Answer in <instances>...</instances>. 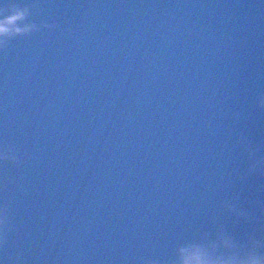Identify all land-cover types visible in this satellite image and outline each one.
<instances>
[{"label": "water", "instance_id": "water-1", "mask_svg": "<svg viewBox=\"0 0 264 264\" xmlns=\"http://www.w3.org/2000/svg\"><path fill=\"white\" fill-rule=\"evenodd\" d=\"M38 2L0 51V264L167 262L224 200L264 225V0Z\"/></svg>", "mask_w": 264, "mask_h": 264}, {"label": "clouds", "instance_id": "clouds-1", "mask_svg": "<svg viewBox=\"0 0 264 264\" xmlns=\"http://www.w3.org/2000/svg\"><path fill=\"white\" fill-rule=\"evenodd\" d=\"M42 11L43 4L38 0L23 6L15 0L0 5V51L6 50L10 42L18 37H27L43 29H55L56 24L44 20L36 23L31 19ZM260 106L264 107V97L260 99ZM246 150L251 159L253 150L250 146H246ZM0 161H10L17 167L22 164L14 147L0 151ZM258 169H264V158L252 163L250 170ZM259 206L264 210V203ZM225 213L231 214L237 221L250 224L251 229L242 238L232 234L222 221ZM259 220V216L238 207L233 200H224L222 213L212 217L213 230L203 231L198 238L179 244L174 258L167 262L149 258L143 264H264V225L259 224ZM13 228L7 205L0 206V250L6 247Z\"/></svg>", "mask_w": 264, "mask_h": 264}]
</instances>
